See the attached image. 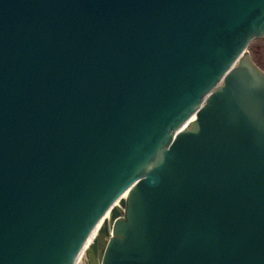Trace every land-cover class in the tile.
Listing matches in <instances>:
<instances>
[{
  "label": "water",
  "instance_id": "obj_1",
  "mask_svg": "<svg viewBox=\"0 0 264 264\" xmlns=\"http://www.w3.org/2000/svg\"><path fill=\"white\" fill-rule=\"evenodd\" d=\"M263 37L264 0H0V264L102 219L88 264H264Z\"/></svg>",
  "mask_w": 264,
  "mask_h": 264
},
{
  "label": "rangeland",
  "instance_id": "obj_2",
  "mask_svg": "<svg viewBox=\"0 0 264 264\" xmlns=\"http://www.w3.org/2000/svg\"><path fill=\"white\" fill-rule=\"evenodd\" d=\"M247 49L256 65L260 66V68L264 70V37L252 40L248 44ZM83 258L84 260H82L79 264H88L89 259L85 255L83 256Z\"/></svg>",
  "mask_w": 264,
  "mask_h": 264
},
{
  "label": "bare ground",
  "instance_id": "obj_3",
  "mask_svg": "<svg viewBox=\"0 0 264 264\" xmlns=\"http://www.w3.org/2000/svg\"><path fill=\"white\" fill-rule=\"evenodd\" d=\"M123 195H124V194H123ZM124 197H125V195H124ZM105 216H106V218L109 217L107 213H106ZM102 221H103V219L100 220V221L95 225V228L93 229V231H92L91 234L89 235L88 240L86 241V243H85L84 246H83V251H82V253L79 255L76 264H79L82 260H84L83 256L85 255L86 250L88 249V246L93 242V240H94V238H95V236H96V234H97V232H98V230H99V228H100L99 226H101V224H102ZM85 256H86V255H85Z\"/></svg>",
  "mask_w": 264,
  "mask_h": 264
}]
</instances>
